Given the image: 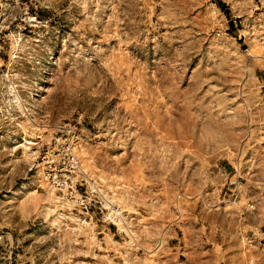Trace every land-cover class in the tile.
Segmentation results:
<instances>
[{
  "label": "rangeland",
  "instance_id": "rangeland-1",
  "mask_svg": "<svg viewBox=\"0 0 264 264\" xmlns=\"http://www.w3.org/2000/svg\"><path fill=\"white\" fill-rule=\"evenodd\" d=\"M1 178L0 264H264V0H0Z\"/></svg>",
  "mask_w": 264,
  "mask_h": 264
},
{
  "label": "built area",
  "instance_id": "built-area-1",
  "mask_svg": "<svg viewBox=\"0 0 264 264\" xmlns=\"http://www.w3.org/2000/svg\"><path fill=\"white\" fill-rule=\"evenodd\" d=\"M81 172L82 168L77 155L72 151L71 147L66 144L61 164L57 166V169H54V171L51 172V177L55 179V183L58 184L56 188L78 198L84 213H87L90 206L89 203L94 206L95 199L93 197H87L85 189H79L78 185L81 183L80 180L82 178L80 175ZM90 200H92V202ZM110 212L111 211L109 210L107 214ZM89 216H91L90 213ZM107 217L111 221L109 215ZM84 218L85 216H83V219ZM1 236L2 234L0 233V238Z\"/></svg>",
  "mask_w": 264,
  "mask_h": 264
},
{
  "label": "crops",
  "instance_id": "crops-1",
  "mask_svg": "<svg viewBox=\"0 0 264 264\" xmlns=\"http://www.w3.org/2000/svg\"><path fill=\"white\" fill-rule=\"evenodd\" d=\"M223 171H225V168H223ZM2 185H3V179L1 178L0 186H2ZM109 233H112V232H109ZM173 246L176 247V249L181 247V245H179L178 243H177L176 246L175 245H173ZM179 251L180 250H176V253H178ZM187 252L190 253V250H187ZM191 254H193V252H191ZM199 262H200V260L199 259L197 260L195 258V259L192 260V262H188V263H182V262L176 261V263H164V264H195V263H199ZM104 264H152V263H104Z\"/></svg>",
  "mask_w": 264,
  "mask_h": 264
},
{
  "label": "trees",
  "instance_id": "trees-1",
  "mask_svg": "<svg viewBox=\"0 0 264 264\" xmlns=\"http://www.w3.org/2000/svg\"><path fill=\"white\" fill-rule=\"evenodd\" d=\"M222 3L219 4V6H221Z\"/></svg>",
  "mask_w": 264,
  "mask_h": 264
}]
</instances>
